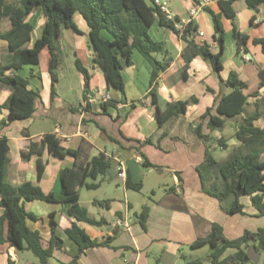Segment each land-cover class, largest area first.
Returning <instances> with one entry per match:
<instances>
[{
    "label": "crops",
    "instance_id": "obj_1",
    "mask_svg": "<svg viewBox=\"0 0 264 264\" xmlns=\"http://www.w3.org/2000/svg\"><path fill=\"white\" fill-rule=\"evenodd\" d=\"M217 1L211 0L193 17H190L189 10L201 0H174L170 8L173 16L178 17L180 21L185 23L192 21L196 25V43L208 44L212 53H217L218 47L212 38V24L204 8L216 14L220 13ZM233 9L236 15L233 22L221 16L224 45L220 56L222 70L219 75L212 71L206 59L197 56L190 62L184 79L182 77L184 61L181 56L183 42L165 27L154 25L148 30L150 38L156 42H163L172 57L169 68L158 76L154 85L157 105L163 109L173 100H187L190 97L196 99V102L187 107L183 116L169 121L161 129L153 119L155 106L149 94L148 63L133 52L132 65L121 71L124 81L123 98L117 90L107 85L104 71L94 62L95 51L88 37L89 29L79 14H75L73 20L80 33L63 28L60 30L58 40L59 52L64 39L70 42L68 46L73 50L74 61L79 60L89 76L85 81L81 74V80L87 82V88L76 94V103L71 104L65 100L57 90L59 78L54 86L55 96L51 99V79L48 71L50 52L47 47L39 52L37 64H25L18 69L11 68L4 71L6 76H20L27 79L28 89L37 91L40 96V101L33 105L34 113L31 118L7 126L0 124V137L8 140L7 170L8 182L11 184L19 185L27 181L38 186L44 194L52 193L55 196L60 194V173L64 168L73 166L72 156L58 159L45 153L42 157L45 167L40 179L37 178V156H31L28 160L22 158V153L27 151L31 140H39L47 134L54 135L63 149L75 150L85 142L90 148V157L104 154L122 161L132 159L138 165L140 158L136 153L120 152L115 142L128 148L133 146V143L124 138L143 141L150 137L153 144L143 146L141 152L159 169L141 167V182L144 178V170L145 174L155 172L160 176L166 173L171 175L172 184H163L161 188L163 193L157 200L151 199L149 203L143 202L144 204L136 203L137 207H141L140 212L143 209L147 210L145 229L140 226L137 218L140 212L139 214L134 212L133 217L129 215V211L135 208L134 203L137 202L132 196L131 201L125 198L123 210L113 207L111 203L115 202L113 198L91 200L89 204L102 205L105 202L107 207L105 214L95 217L81 203L79 192V204L86 209L88 216L96 220L104 219L106 224L112 226L110 230L104 227L106 224L102 227H94L77 221L68 214L70 204L58 205L36 201L27 203L26 210L35 215L36 219H26V225L30 230L39 233L44 244L51 238L48 215L50 213L55 215L58 224L56 235L62 241V245L54 250L48 264H157L159 262L196 264L198 253L196 256L195 253L204 250L203 253L209 257L211 249L208 245L198 248H193L191 245L197 239L205 238L213 224L222 227V233L227 239H236L245 231L255 232L264 229V217L257 215L256 209L251 205L250 196L239 199L243 205L242 214L228 215L222 211L216 199L203 192L197 172V167L204 161L206 149L210 151L216 143L215 140L223 137L227 145L225 150L229 151L241 146L234 136L236 120L227 119L216 113L218 101L230 91V87L225 84L230 73L234 72L240 81L248 82L261 70L264 71V53L259 44L253 43V40H264V3L256 9H249L246 0H237L233 4ZM26 22L32 26L31 38L26 45L27 48H31L37 39L33 38L34 31H40L41 34L44 22L41 11L37 9L32 12L27 16ZM10 27L7 19L2 20L1 31H7ZM234 27L248 36L245 44L237 45L233 36ZM101 36L110 39L105 31ZM8 54L7 42L0 39V58L4 59L3 57L6 58ZM155 57L161 59V55ZM9 94L8 89H0V105L6 101ZM101 94L109 95L111 100L116 101V106L102 109L101 104L104 102L99 100ZM89 96L93 97L90 102ZM262 97L264 98V87L259 90L258 97L247 99L244 115L254 113L255 102ZM208 109H211V115L225 121L223 128L217 127L215 133L207 128L209 117L202 122L200 120V116ZM260 111H263V106ZM7 114L6 109L0 108V123L6 122ZM48 122L52 125L46 127ZM200 123H202V133L206 136L203 140L198 139L194 132ZM226 126L233 130L230 138L222 136ZM255 126L264 128V115L255 122ZM161 136L163 138L159 140ZM108 137L113 138L115 142L109 141ZM158 140L159 145L156 147ZM120 153H123L125 158L119 159ZM114 158L111 160L116 162ZM115 164L116 173L117 162ZM109 177L114 178L111 173ZM121 181L124 197L128 192H136L126 189V177ZM151 193L155 195V191L152 190ZM229 203L230 201L227 206H222L228 207ZM2 211L0 207V215ZM109 217L111 220H108ZM118 219L131 220L130 229L117 228L115 223ZM74 223L83 229L90 239L98 241L107 239L108 244L79 253L77 244L65 232ZM115 229H118V232L112 235ZM29 252L17 251L4 244L0 247V258H2L0 264H8L9 260L13 264H39L37 258V262L30 259ZM260 253L259 251L258 255Z\"/></svg>",
    "mask_w": 264,
    "mask_h": 264
},
{
    "label": "trees",
    "instance_id": "obj_2",
    "mask_svg": "<svg viewBox=\"0 0 264 264\" xmlns=\"http://www.w3.org/2000/svg\"><path fill=\"white\" fill-rule=\"evenodd\" d=\"M236 1L218 0L220 13L217 14L204 8L210 17L212 38L218 47V52L212 53L208 44L196 43L197 27L192 21L182 24L178 17L167 20L154 5V0H0V25L2 20L7 19L11 26L7 31L0 30V39L7 42L9 52L6 58H0V89L10 91L6 101L0 105V108L8 111L6 122L0 123L1 126L31 118L34 113V103L40 101L39 93L28 89L27 79L20 76H6L4 71L11 68L18 69L25 64H37L39 52L47 47L50 52L48 71L51 79V99H53L54 86L59 78L57 68L61 61L58 47L60 30L66 28L80 33L73 20L74 15L79 14L89 29L88 37L95 51L94 62L104 71L107 85L117 90L123 98L124 81L121 71L132 65L133 52H137L148 63L149 94L155 106L153 119L158 128H163L169 121L183 116L187 107L196 102V99L190 97L187 100H173L163 109L157 105L154 85L158 76L169 68L172 57L163 42H156L150 38L148 30L154 25L165 27L183 42L181 56L184 61L182 70L184 79L190 62L197 56L206 59L212 71L219 75L222 70L220 56L224 45L221 16L233 22L236 16L233 4ZM263 3L264 0H246L249 9H256ZM37 9L41 11L44 20L41 34L33 46L27 48L32 26L26 22V18ZM103 31L110 36V39L101 36ZM233 36L238 46L248 40V36L240 33L235 27ZM253 43L259 44L264 53V40H253ZM155 55H161V59H157ZM74 64L87 81L89 76L86 69L77 59ZM225 84L230 87V91L218 101L216 113L227 119L236 120L234 136L241 146L230 151V155L223 162H216L210 151L206 149L204 161L197 167L202 190L206 195L216 199L222 211L228 215L242 214L243 205L239 199L250 196L251 205L256 209L257 215L264 217V128L255 126V122L264 115V98L255 102L254 113L244 115L247 99L258 97L259 90L264 87V71L261 70L248 82L240 81L236 73L231 72ZM108 106L115 107L116 101L110 100L101 104L104 110ZM261 106L263 111H260ZM210 113L211 109H208L202 114L201 122L209 117L207 128L211 132L215 127L223 128L225 121ZM201 124L194 129V132L198 139L203 140L206 136L202 133ZM161 138L163 136L159 140ZM108 139L115 142L111 137ZM124 139L132 142L133 146L125 148L115 142L119 146V151L135 152L140 158L142 168L159 169L141 152L143 146L153 144L152 138L143 141ZM159 140L155 144L156 147L159 145ZM215 141L220 148H227L223 137ZM89 152L90 148L85 142L75 150L63 149L59 145V140L52 134L29 142L27 151L22 153V158L28 160L31 156H37L38 179L44 171L45 163L42 157L45 153L58 159L66 156L74 158L73 166L61 171V192L55 196L52 193L44 194L31 182L25 181L13 185L6 180L9 164L8 140L0 137V207L3 209L0 215V247L8 244L17 251H30L38 259L39 264H48L54 250L61 247L62 241L56 235L58 224L53 213L48 215L51 230L48 243L44 244L39 233L27 227L26 219H36L35 215L25 208L29 202L70 204L68 214L77 221L94 227H102L106 224L104 219L90 218L86 209L79 204L80 189L95 190L99 187L97 183L87 182L88 179L95 180L99 176H109L111 173L109 171H114L111 158L104 154L90 157ZM141 186V182L135 184L131 181L130 173L126 169V189L139 192ZM228 199H230L229 206H222ZM137 218L140 226L145 229L147 210L143 209ZM65 232L77 244L79 253L108 244L107 239L104 241L90 239L75 223ZM203 245H208L211 249L209 258L212 264H249L251 261L243 260L249 246L252 245L258 252H264V229L255 232L245 231L236 239H227L222 233V227L213 224L210 233L205 238L197 239L191 246L198 248ZM229 250H233V253L227 254ZM8 264L13 263L9 260Z\"/></svg>",
    "mask_w": 264,
    "mask_h": 264
},
{
    "label": "rangeland",
    "instance_id": "obj_3",
    "mask_svg": "<svg viewBox=\"0 0 264 264\" xmlns=\"http://www.w3.org/2000/svg\"><path fill=\"white\" fill-rule=\"evenodd\" d=\"M174 0H164L165 4L170 9L171 2ZM177 1V0H176ZM207 14V13H206ZM208 15V14H207ZM209 17V15H208ZM210 19V18H209ZM211 23V20H210ZM40 36V31H34L33 38H38ZM63 40V39H62ZM70 42L65 41V39L62 41V48L60 49V65L57 68V74L59 76V84L57 90L60 92V94L63 95V98L70 102L71 104L76 103V94L83 91V89L86 86L87 82H83L81 80V73L78 72L74 65V55L73 50L70 48L69 45ZM137 55H139L136 52ZM141 57V56H140ZM5 58V57H3ZM75 90V91H72ZM247 111V109L245 110ZM231 121V120H230ZM47 123V122H46ZM49 124L46 125V127L51 126V122H48ZM231 123V122H230ZM217 127H215L216 129ZM215 133V130L213 131ZM233 135V130L230 129L229 126H226L224 130L222 131V136L225 138H230ZM213 144V143H212ZM121 152V151H120ZM124 152V151H122ZM210 154L212 158L216 162H223L229 155L230 151L220 148L216 143L210 148ZM119 159L125 158V155L123 153H120L118 155ZM116 162L111 161L112 167L115 169ZM6 180L8 179V170L6 174ZM87 182L91 183H97L99 184V187L96 190H87L85 188L80 190L81 193V203L86 206L90 212L91 215L95 217H99L106 212V205L105 202L102 205H92L89 204L93 199H99V198H113L115 202H111L114 208H119L120 210H123V206L126 200L131 201V196L135 197L134 206L135 208L131 209L129 211L130 217L134 216V212H137L139 214L140 208L137 207L136 203L142 204L143 202L149 203V200H157L161 194L162 186L164 183L172 184L171 175L164 174L163 176L158 175L157 173L153 172L150 174H145L144 170V178L142 179V186L139 193L136 192H128V195L124 197V190H123V184L122 181L119 180L117 177L110 178L109 176H99L97 179H88ZM160 186V187H159ZM159 187V189H158ZM155 191V195L151 193V191ZM244 199V198H243ZM228 201L230 199L224 201L223 205L227 206ZM144 204V203H143ZM107 216V215H106ZM108 218V217H107ZM108 220H111L109 217ZM204 250H200L199 252L195 253V256L197 254V259L200 264H212L210 261V258L207 257L204 253ZM187 254H189V251L186 249ZM233 253V250L227 251V254ZM29 257L33 262H37L36 257L33 256L29 252ZM2 258H0L1 262ZM23 264V263H21ZM249 264H264V252H261L259 254V258L257 262H250Z\"/></svg>",
    "mask_w": 264,
    "mask_h": 264
},
{
    "label": "built area",
    "instance_id": "obj_4",
    "mask_svg": "<svg viewBox=\"0 0 264 264\" xmlns=\"http://www.w3.org/2000/svg\"><path fill=\"white\" fill-rule=\"evenodd\" d=\"M211 0H201V2H198L194 4L190 10L189 15L190 17H193L197 14L198 10L203 8L207 3H209ZM154 5L159 9V11L164 15V17L167 20H173L174 16L168 6L165 4L164 0H154ZM181 23H185L182 22ZM202 34H200L201 36ZM247 60V59H246ZM93 97H88V101H92ZM99 100L102 102H108L111 100L110 96L107 94H101L99 97ZM108 158H114L113 156H108ZM115 159V158H114ZM117 162V169H116V177L119 180H124L126 177V166L125 161L115 159ZM131 220L129 219H118L115 223V226L117 228H124L125 230H129L131 227Z\"/></svg>",
    "mask_w": 264,
    "mask_h": 264
},
{
    "label": "water",
    "instance_id": "obj_5",
    "mask_svg": "<svg viewBox=\"0 0 264 264\" xmlns=\"http://www.w3.org/2000/svg\"><path fill=\"white\" fill-rule=\"evenodd\" d=\"M85 88H87V85L85 86ZM125 166H126V169L128 170V172L130 173L131 181L133 183H135V184L140 183L141 182V178H142L141 166L138 165V163H136L132 159L126 160L125 161ZM109 172H111V176L112 177L116 176V173L114 171L111 170ZM104 227L106 229H108V230H110L112 228V226L109 225V224H106ZM117 232H118V229H115V231L112 232V235H116ZM258 258H259L258 252L251 245V246H249V248H248V250L246 252V255H245L243 260H244V262H247V261L257 262ZM157 264H163V263L159 262Z\"/></svg>",
    "mask_w": 264,
    "mask_h": 264
}]
</instances>
